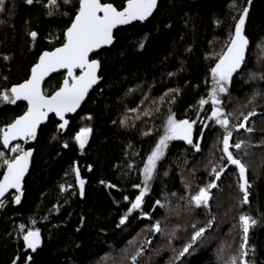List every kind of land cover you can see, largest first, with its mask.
<instances>
[{"label": "trees", "instance_id": "16d2710c", "mask_svg": "<svg viewBox=\"0 0 264 264\" xmlns=\"http://www.w3.org/2000/svg\"><path fill=\"white\" fill-rule=\"evenodd\" d=\"M78 2L46 4L36 39L27 34L0 66V94L28 78L41 52L63 44ZM101 2L121 9L126 0ZM245 7L246 60L215 106L229 119L230 145H245L229 149L247 168L248 203L242 204L239 170L222 151L225 129L210 119V94L215 87L211 70ZM93 58L99 61L101 82L66 128L53 116L40 127L21 203L0 208V264H133L141 250L135 264H231L239 256L241 215L256 221L248 235V264H264V0H159L148 20L116 30L112 46ZM63 78L62 73L50 77L44 93L52 94ZM201 99L208 100L203 107ZM25 110L23 102L0 101V128ZM251 112L256 114L246 125L254 131L237 130ZM169 116L195 121L200 150L169 140L141 208L129 213ZM82 128L91 129L83 148L76 140ZM214 168L223 172L218 180ZM76 169L84 181L82 194ZM212 182L217 187L207 207L190 203ZM157 222L161 232L153 230ZM202 227L204 235L180 256ZM29 230L41 235L35 253L23 243Z\"/></svg>", "mask_w": 264, "mask_h": 264}, {"label": "snow or ice", "instance_id": "6c2138e0", "mask_svg": "<svg viewBox=\"0 0 264 264\" xmlns=\"http://www.w3.org/2000/svg\"><path fill=\"white\" fill-rule=\"evenodd\" d=\"M34 2L38 3L40 0H26V3L29 5ZM70 2L71 0H64V3ZM250 2L251 0H249ZM48 5L50 8H56L58 7V0H48ZM156 5L157 0H126L122 9H118L111 3H102L101 0H79L77 13L70 27L67 28L65 42L62 46L56 48L54 51L44 52L40 56L39 62L31 70L30 79L0 94V101L15 104L17 101L23 100L27 101L28 105L27 111L22 116L15 119L6 127L0 128L3 147L8 149L11 142L15 140L35 139L37 127L47 119L49 113H55L63 121L59 127L61 129L65 128L68 124V121L64 118L65 113L75 112L88 90L98 80L96 73L99 62L90 60L89 53L104 45L111 44L113 40V29L118 25L146 20L152 15ZM4 11L5 0H0V12ZM52 14L50 10L49 15ZM247 14L248 8L245 7L235 26V33L230 39L227 50L219 57L218 63L211 70L215 87L210 94L211 102L214 105L210 119H214L218 125L225 129V134L222 139V151L225 154L227 162L235 165L239 170L240 183L238 186L240 192L243 194L242 204L248 203L249 183L246 176L247 168L240 159L233 156V153L229 149L230 147H234L240 150L245 145L243 142L230 145L233 133L229 130V119L221 108L215 106L221 103L218 94L228 92L233 74L238 72L245 63V53L249 42L243 34V26ZM30 35L35 39L37 33L31 32ZM141 47H143L142 44ZM4 59H8V57H4ZM59 69L67 70V76L62 86L52 95H45L41 90L42 81L50 73L56 72ZM76 69L81 70L78 76L74 74ZM253 78L255 79L256 77L253 76ZM261 78L264 79V77ZM207 103L208 100L201 99L199 101L201 107ZM255 114V112H251L247 116H244V122L236 126L237 130L243 128L249 133L254 131V129L247 127L246 122L250 116H254ZM194 123L195 121L189 122L188 120L176 121L174 116H169L165 135L161 137L156 148L148 157V163L143 170V187L141 188L140 194L135 198V202L131 204L129 213L141 208L144 196L149 190V181L153 177L156 162L162 158L164 149L167 147V142L173 139H183L188 144H193L192 128ZM90 132V128H82L77 134L76 140L79 142L81 148L84 147ZM201 135L203 134L201 133ZM193 146L197 151L200 150L199 144ZM10 151L13 153L22 152V154L16 155L11 159H3L4 153L0 152V159H3V164L7 168L3 180L0 181V197H3L9 189H15L17 192H20L21 181L28 168V159L32 155L31 151H22L19 144L11 147ZM212 171L215 173V179L218 180L221 172L215 168ZM76 175L82 194L84 181L79 179L78 169H76ZM135 187L140 188L141 186L136 185ZM216 187L217 184L212 182L206 187L200 188L197 195L191 197L190 203L196 207H207L211 199V189ZM14 200L18 204L20 202V196L16 195ZM156 203L159 205L160 201H156ZM0 206H3L2 201H0ZM126 219L127 216L122 218L120 223L124 224ZM239 221L243 236L239 246V256L232 257L231 264H248L246 259L248 256V235L250 228L256 224V221L247 215H241ZM212 223L213 221H209L207 227L211 228ZM21 230L23 231V226H21ZM153 230L155 232L162 231L158 222L154 225ZM206 231L207 228L204 227L195 231L192 236V243L185 246L179 255L183 256L187 253L192 247V244L201 238ZM23 240L27 248L34 252L40 245V233L38 230H29L23 236ZM141 254L142 250L137 252L136 256L132 258L133 264H135L137 257ZM28 259L30 260L31 257H28Z\"/></svg>", "mask_w": 264, "mask_h": 264}, {"label": "rangeland", "instance_id": "374dc122", "mask_svg": "<svg viewBox=\"0 0 264 264\" xmlns=\"http://www.w3.org/2000/svg\"><path fill=\"white\" fill-rule=\"evenodd\" d=\"M46 4H48V0H40V2H34L31 5L27 4L26 0L5 1V11L0 12V21H2L0 22V66L5 64L10 56L17 51L27 34L43 27L46 20ZM4 57H8V59H4ZM18 144L23 151L22 144ZM10 149L8 151L0 150L4 153L3 159H11L21 153H13ZM3 159H0V171L6 167L3 164Z\"/></svg>", "mask_w": 264, "mask_h": 264}, {"label": "water", "instance_id": "95a60500", "mask_svg": "<svg viewBox=\"0 0 264 264\" xmlns=\"http://www.w3.org/2000/svg\"><path fill=\"white\" fill-rule=\"evenodd\" d=\"M191 1H197V0H191ZM158 2H159V0H157V4H158ZM126 3V2H125ZM125 3H124V5H125ZM123 5V6H124ZM78 6H79V2H78ZM156 7H157V5H156ZM122 9V8H121ZM156 9V8H155ZM155 9L153 10V12L155 11ZM248 12H249V9H248ZM153 14V13H152ZM76 15V14H75ZM75 15H74V17H75ZM74 17H73V19H74ZM151 16H149L146 20H148L149 18H150ZM146 20H144V21H146ZM73 21V20H72ZM144 21H142V22H144ZM136 22H141V21H133V22H131L130 24H126V25H118L116 28H114L113 29V40H112V43L111 44H109V45H104V46H102V47H100L99 49H96V50H94L93 52H91V53H89V59L90 60H96V61H98L97 59H95V58H93V56H95L99 51H101L102 49H106V48H110L111 46H112V44L114 43V33H115V31L116 30H118V29H120V28H123V27H126V26H129V25H131V24H133V23H136ZM71 25V24H70ZM70 27V26H69ZM66 31H67V29L65 30V32H64V41H63V43L65 42V33H66ZM32 32H35V31H32ZM235 33V32H234ZM243 34H244V26H243ZM29 38H30V40L31 41H34L35 39H33L32 37H31V35L29 34ZM62 45H60V46H58V47H61ZM58 47H56V48H58ZM56 48H54V49H52V50H45V51H43V52H41L40 53V55L38 56V58H37V61H36V63L31 67V69H30V73H29V76H28V78L25 80V81H27L28 79H30V77H31V70H32V68L39 62V58H40V56L44 53V52H51V51H54ZM247 48H248V46H247ZM246 56H247V49H246V53H245V60H246ZM99 62V61H98ZM244 65V64H243ZM243 67V66H242ZM242 67L238 70V71H240L241 69H242ZM99 71H100V64H99V67H98V69H97V77H98V80H97V83L96 84H94L89 90H88V92H87V94L85 95V97H84V99L81 101V103H80V106L76 109V111L75 112H70V113H65V119L68 121V118L69 117H72V116H74L79 110H80V108H81V106L83 105V103L85 102V100L87 99V97H88V95L93 91V89L94 88H96L97 87V85L101 82V78H100V76H99ZM59 73H62V74H64V78H63V80H62V82H61V84H60V86H59V88L62 86V84H63V81H64V79L66 78V76H67V70H65V69H59L58 71H56V72H53V73H50L48 76H46L45 78H44V80L42 81V83H41V90H42V92L44 93V90H43V88H44V84L46 83V81L47 80H49V78L50 77H52V76H54V75H56V74H59ZM80 73H81V70L80 69H76L75 71H74V74L75 75H80ZM25 81H23V82H21V83H19V84H22V83H24ZM19 84H16V85H19ZM16 85H13V86H16ZM12 86V87H13ZM11 87V88H12ZM10 88V89H11ZM59 88L57 89V90H59ZM57 90H55V91H57ZM54 91V92H55ZM53 92V93H54ZM52 93V94H53ZM45 94V93H44ZM52 94H50V95H52ZM46 95V94H45ZM49 95V96H50ZM17 102H23V103H25L26 104V110H25V112L27 111V107H28V105H27V101H23V100H20V101H17ZM16 102V103H17ZM24 112V113H25ZM23 113V114H24ZM22 114V115H23ZM22 115H20V116H22ZM19 116V117H20ZM51 116H53L60 124L61 123H63V121H61L60 120V118L59 117H57L56 115H55V113H49V115H48V117H47V119L45 120V121H43L38 127H37V129H36V136H35V139H27V140H23V139H19V140H15V141H12L11 142V144L9 145V148L8 149H5L4 147H3V144H2V134H0V143H1V146H2V148H3V150H5V151H8L13 145H15V144H18V143H21L22 144V147H23V151H31V153H32V155L29 157V159H28V168H27V171H26V173L24 174V176H23V179H22V181H21V190H20V192H17L15 189H9V190H7V192L5 193V195L3 196V197H0V201H2L3 202V209L6 207V206H8L9 204L10 205H12L13 207H17L20 203H21V200H22V198H23V184H24V180H25V178H26V176L28 175V172H29V170H30V167H31V161H32V157H33V153H34V148H31V146L35 143V140H36V137H37V134H38V131H39V129H40V127L41 126H43V125H45L46 123H47V121H48V119L51 117ZM19 117H17V118H19ZM16 118V119H17ZM15 120V119H14ZM186 120H188L189 122H190V120L189 119H186ZM68 123H69V121H68ZM68 125V124H67ZM6 127V126H5ZM67 127V126H66ZM65 127V128H66ZM87 139H88V137H87ZM175 142H178V143H182V144H185V145H189L188 143H187V141H185V140H183V139H173ZM192 140H193V142L196 140V144H199V148H200V141H201V136L200 137H196V134H195V127L193 126V128H192ZM87 141V140H86ZM194 152H197V150H196V148L194 149ZM20 154H22V152L20 153ZM19 154V155H20ZM6 170H7V168L5 167L4 168V171H3V174H2V176H1V178H0V181H2L3 180V177H4V174H5V172H6ZM223 172H221V174H222ZM220 179V178H219ZM16 195H19L20 196V202L17 204V203H15V200H14V197L16 196ZM11 197V199H7L8 197ZM27 234V233H26ZM25 234V235H26ZM23 243H24V246H25V248H26V250L27 251H29V252H31V253H35L39 248H40V246H41V235H40V245H39V247L36 249V251H32L31 249H28L27 248V246H26V244H25V242H24V240H23Z\"/></svg>", "mask_w": 264, "mask_h": 264}, {"label": "flooded vegetation", "instance_id": "af4514ba", "mask_svg": "<svg viewBox=\"0 0 264 264\" xmlns=\"http://www.w3.org/2000/svg\"><path fill=\"white\" fill-rule=\"evenodd\" d=\"M196 144V140L193 142V145H195Z\"/></svg>", "mask_w": 264, "mask_h": 264}]
</instances>
